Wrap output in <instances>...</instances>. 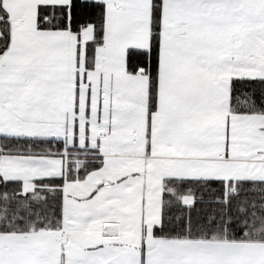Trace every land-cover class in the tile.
Masks as SVG:
<instances>
[{"label": "snow or ice", "instance_id": "snow-or-ice-1", "mask_svg": "<svg viewBox=\"0 0 264 264\" xmlns=\"http://www.w3.org/2000/svg\"><path fill=\"white\" fill-rule=\"evenodd\" d=\"M0 264H264V0H0Z\"/></svg>", "mask_w": 264, "mask_h": 264}]
</instances>
